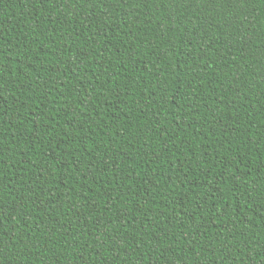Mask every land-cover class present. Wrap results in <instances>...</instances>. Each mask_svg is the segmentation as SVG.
I'll list each match as a JSON object with an SVG mask.
<instances>
[{"label":"trees","instance_id":"trees-1","mask_svg":"<svg viewBox=\"0 0 264 264\" xmlns=\"http://www.w3.org/2000/svg\"><path fill=\"white\" fill-rule=\"evenodd\" d=\"M0 264H264V0H0Z\"/></svg>","mask_w":264,"mask_h":264}]
</instances>
